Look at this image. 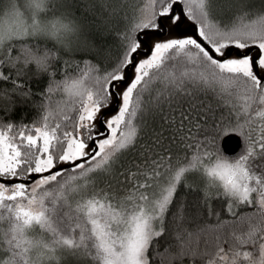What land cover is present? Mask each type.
Masks as SVG:
<instances>
[{"label":"snow or ice","instance_id":"snow-or-ice-1","mask_svg":"<svg viewBox=\"0 0 264 264\" xmlns=\"http://www.w3.org/2000/svg\"><path fill=\"white\" fill-rule=\"evenodd\" d=\"M86 7L0 0V264H264V0ZM200 92L222 110L196 109ZM185 97L165 146L147 116ZM181 188L202 193L207 229L247 227L201 246Z\"/></svg>","mask_w":264,"mask_h":264},{"label":"trees","instance_id":"trees-1","mask_svg":"<svg viewBox=\"0 0 264 264\" xmlns=\"http://www.w3.org/2000/svg\"><path fill=\"white\" fill-rule=\"evenodd\" d=\"M97 3L96 12H99V2L100 0H72V3H74L77 6V13L81 18L84 19H91L94 15L93 12L89 11L86 7L89 3ZM133 4L137 2V0H130ZM142 2V0H141ZM259 2V0H257ZM83 5L84 7H80ZM181 69L178 66L176 71L179 72ZM29 75H32L29 73ZM27 78V77H26ZM44 85L43 79H38L35 76H32L31 79V87L33 90H36L38 88H42ZM161 84L159 82H153L150 85V91L145 92L144 99L147 101L149 100V97H155L157 92L160 91ZM55 99V98H54ZM196 100L198 103H196L194 106L196 109H199L201 106L208 107L211 105V110H215L217 113L221 111L222 109H217L215 105L217 103H221L218 99H216L211 93H204L200 92L196 96ZM188 102L189 98L185 97L182 105L178 103H173L169 105L167 101H163L162 111H158L155 116H153L151 113L147 116L148 120V130L151 131L153 128L159 130L163 129V135H164V141L163 143L165 146H167L168 140L170 137H172L173 127H178L180 120H181V112H184L187 114L188 112ZM211 110L209 112V115H211ZM36 109L29 107L28 105H17L14 111V116L17 121H19L21 118L24 119L25 122H31L32 119L35 118ZM194 114V113H193ZM166 117V118H165ZM173 117L175 118V124L172 123ZM184 123L187 125L188 121L185 120ZM147 141V143L151 144L152 141L148 135H145L143 139H141L138 142L137 148L135 151H130L123 156L122 163L127 167L129 165L130 161H137V155L140 151V145L144 144V142ZM183 195L184 202L186 205L185 211L187 215L192 216L191 224H194L196 226H203L205 227L207 231V235L201 234V246H203V242L205 239L209 240L210 242L214 241L215 238V232L219 231L221 234V239H225L229 233L232 231V229L237 230H243L247 227V224H241L240 222H233L230 225H226L225 227L221 229H214L209 230L207 229V225L216 223V218L214 216L209 217L207 214V207L205 205H202L200 202V197L202 195L201 192L193 189L185 190L181 188L180 192L178 193V196ZM213 209L215 210H222V205L219 200L214 201L213 203ZM2 211V210H0ZM221 219H223V215L221 216ZM168 226L171 229L173 227V221L171 218V212L169 213V220H168ZM191 226V225H190ZM79 264H90V261L87 259H81L79 261ZM176 264H181L180 261H176ZM183 264H187V260L183 262Z\"/></svg>","mask_w":264,"mask_h":264},{"label":"water","instance_id":"water-1","mask_svg":"<svg viewBox=\"0 0 264 264\" xmlns=\"http://www.w3.org/2000/svg\"><path fill=\"white\" fill-rule=\"evenodd\" d=\"M232 150H235L237 148V142L236 141H232L229 145H228Z\"/></svg>","mask_w":264,"mask_h":264}]
</instances>
